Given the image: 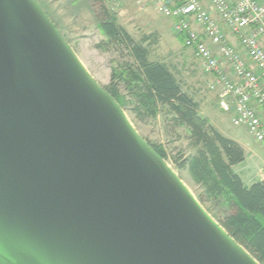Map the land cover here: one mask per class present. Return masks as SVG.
<instances>
[{"label":"water","instance_id":"water-1","mask_svg":"<svg viewBox=\"0 0 264 264\" xmlns=\"http://www.w3.org/2000/svg\"><path fill=\"white\" fill-rule=\"evenodd\" d=\"M0 264H260L36 0H0Z\"/></svg>","mask_w":264,"mask_h":264},{"label":"trees","instance_id":"trees-1","mask_svg":"<svg viewBox=\"0 0 264 264\" xmlns=\"http://www.w3.org/2000/svg\"><path fill=\"white\" fill-rule=\"evenodd\" d=\"M106 15L99 22L105 39L97 48L116 54L106 90L139 120L162 116L170 133L185 128L189 145L199 150L190 158L177 154L172 162L180 172L188 169L203 184L205 192L199 197L219 205L220 212L215 216L219 224L264 264V180L247 186L233 170L246 158L244 147L201 115L198 102L183 89L166 63L151 59L144 42L148 37L144 41L135 39ZM152 146L169 159L163 145Z\"/></svg>","mask_w":264,"mask_h":264},{"label":"rangeland","instance_id":"rangeland-1","mask_svg":"<svg viewBox=\"0 0 264 264\" xmlns=\"http://www.w3.org/2000/svg\"><path fill=\"white\" fill-rule=\"evenodd\" d=\"M36 1L56 25L89 75L104 89L110 81L111 60L116 54L97 48V44L105 39L99 25L102 18L107 17L106 14L113 17L139 41L148 37L144 42L150 50L151 59L167 64L183 89L198 102L201 115L215 128L221 127L226 134L238 137L244 143L246 159L235 165L233 170L247 184L264 177V143L255 140L244 127L233 125L230 115L220 109L216 93L209 89V82L214 76L206 73L196 60L193 50L183 45L182 37L175 31L174 20L164 16L155 2L124 0L118 7H114V0ZM122 109L132 128L144 142L150 146L163 145L169 156V159L162 157L163 160L205 213L218 222L215 216L220 212L219 205L216 206L208 199L202 201L199 197L205 192L203 184L197 182L188 169L180 172L172 162L173 156L177 154L190 158L199 150L189 145L185 128H180L178 133H170L171 129L162 116L139 120L130 110L124 107ZM258 168H262L259 174Z\"/></svg>","mask_w":264,"mask_h":264},{"label":"built area","instance_id":"built-area-1","mask_svg":"<svg viewBox=\"0 0 264 264\" xmlns=\"http://www.w3.org/2000/svg\"><path fill=\"white\" fill-rule=\"evenodd\" d=\"M148 1L174 20L185 47L214 76L209 89L233 125L264 143V0Z\"/></svg>","mask_w":264,"mask_h":264},{"label":"crops","instance_id":"crops-1","mask_svg":"<svg viewBox=\"0 0 264 264\" xmlns=\"http://www.w3.org/2000/svg\"><path fill=\"white\" fill-rule=\"evenodd\" d=\"M179 36H181V35H179ZM182 37V39H183V43H184V36H181ZM230 40H231V42L232 43H237V40L235 39V38H230ZM184 45V44H183ZM185 46V45H184ZM221 109V108H220ZM218 127V129L222 132V133H224L226 136H228V137H230L231 139H234L235 141H237V142H239L243 147H244V149H245V145H244V143L241 141V139H239L238 137H235V136H232V135H228V134H226L225 133V131L221 128V127H219V126H217ZM245 152H246V149H245ZM246 159V158H245ZM264 168V167H263ZM233 169H234V166H233ZM262 168H258L257 169V173L259 174L260 173V170H261ZM251 174H254V172H250ZM250 174V175H251ZM242 178V177H241ZM242 180H243V182H244V184L245 185H247V186H250L251 184H253L254 182H256V181H251L249 184H247V183H245V181H244V179L242 178ZM260 180H264V177L263 178H261ZM259 180V181H260Z\"/></svg>","mask_w":264,"mask_h":264}]
</instances>
